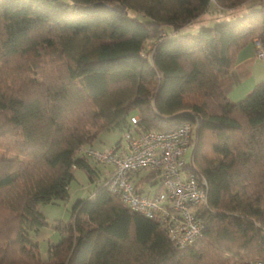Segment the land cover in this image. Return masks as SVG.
I'll return each instance as SVG.
<instances>
[{"label":"trees","instance_id":"obj_1","mask_svg":"<svg viewBox=\"0 0 264 264\" xmlns=\"http://www.w3.org/2000/svg\"><path fill=\"white\" fill-rule=\"evenodd\" d=\"M210 3L0 0L1 78L14 80L13 90L0 89V137L13 153L0 155V211L14 220L12 235H0V264H247L264 258V80L237 102L219 83L254 38L264 51V0L233 21L178 34ZM165 26L173 30L164 32ZM33 54L63 59L64 72L54 79L44 70L25 92L21 67L9 65ZM132 113L139 117L137 131L192 127L185 168L203 175L208 189L196 213L202 234L185 248L127 208L105 178L73 202L66 222L51 224L39 209L67 198L72 168L95 181L94 160L78 149L91 147L104 130L129 129ZM152 179L145 173L135 186L141 190ZM45 227L60 238L41 257L32 234Z\"/></svg>","mask_w":264,"mask_h":264},{"label":"built area","instance_id":"obj_2","mask_svg":"<svg viewBox=\"0 0 264 264\" xmlns=\"http://www.w3.org/2000/svg\"><path fill=\"white\" fill-rule=\"evenodd\" d=\"M256 49L257 56L264 58L258 41ZM138 121V115L130 117L131 127L123 132V142L104 150L81 147L77 153L109 166L108 191L130 210L155 221L174 246L185 248L202 234L203 224L196 213L206 202L208 189L203 175L185 168L192 127L184 123L167 132L137 131ZM142 171L153 174V179L139 190L135 182L144 176ZM247 264H264V258Z\"/></svg>","mask_w":264,"mask_h":264},{"label":"rangeland","instance_id":"obj_3","mask_svg":"<svg viewBox=\"0 0 264 264\" xmlns=\"http://www.w3.org/2000/svg\"><path fill=\"white\" fill-rule=\"evenodd\" d=\"M253 2H255V0H242V2L240 3L239 1L235 0L234 3L230 4L228 1H226V3H218L215 0H211L210 6L205 13H203L193 22L181 27L177 32L178 34L196 33L200 30V28L204 26H213L222 22L233 21L234 19L240 17L246 11V6L250 5ZM172 30V27L165 26L164 32ZM253 40L255 44L256 41H258V39L256 38H254ZM148 45L149 43L146 46ZM252 46L254 50L251 51V59H249L248 62L246 61L245 63L238 64H236L237 61H235V64L230 69V71L220 78L219 83L221 88L224 90V93L226 94L228 99L233 102H237L240 99L244 98L245 95H247L256 84L264 80V58L257 56L258 50L255 47L256 45L254 46L253 43H251L248 48ZM246 49L244 50V53L245 51H247ZM243 56L244 54H240L238 51L236 58L238 57L240 59ZM21 63L22 64H20V61L14 59V62H10L9 68L12 71V69H20L17 65L21 67L22 74L20 75L24 78L25 92L30 89V85H33L29 82V79L36 78L38 75H40L39 73L42 74L44 70H46L47 72L51 71L52 77L54 79L57 76H61V74L64 72L62 70L64 68L63 59L54 60L51 58L33 54L31 56H25L24 59L21 60ZM33 63L39 65L38 68H35L37 72H33L30 68L31 64ZM12 82H14V80H12L11 78H9V80L5 76L1 78L0 72L1 90H13L14 86ZM132 115H137V113H132ZM195 129L196 128H194V132ZM3 139V137H0V155H13L12 152L6 149V143ZM122 139V131L118 129L104 130L98 135L97 139L94 141L91 147L97 150L108 149L115 145L117 141ZM191 153L193 154V145H191L187 149V152L185 154L186 162L190 160ZM91 164L97 170L96 177H94L95 181L91 182L89 180L88 174L83 168H72L71 172L73 174V179L69 184L67 198L64 200H57L54 203L39 205L40 211L46 216L49 223L54 224L57 220H61L64 222L68 221L70 215V207L73 202L77 198H84L88 196L95 189L96 185L103 181V179L107 176V171L110 168L109 166L98 163L95 160H91ZM141 174H144V171H142ZM143 187H145V185ZM13 227V218H11L9 215L8 217H6V215L2 211H0V235H3L2 237H8L12 235L13 232H10V230H12ZM59 238V233L49 227H45L38 233L32 234V239L37 243L38 252L40 253L41 257L46 256L48 243L57 242ZM33 249L34 247L30 245V251H32Z\"/></svg>","mask_w":264,"mask_h":264},{"label":"crops","instance_id":"obj_4","mask_svg":"<svg viewBox=\"0 0 264 264\" xmlns=\"http://www.w3.org/2000/svg\"><path fill=\"white\" fill-rule=\"evenodd\" d=\"M251 43H253V45L255 46L256 44L254 43V42H251ZM251 43H248L246 46H244V48H242L240 51H239V53L240 54H244V56L242 57V58H238L237 57V62H236V64H238V63H245L246 61L248 62V60L249 59H251V51L252 50H254L253 49V46L252 47H250V48H248V46L251 44ZM256 47V46H255ZM246 48H248V49H246ZM247 50V51H245V53H244V50ZM239 56V55H238ZM253 56H254V54H253ZM254 58H255V56H254ZM224 91V90H223Z\"/></svg>","mask_w":264,"mask_h":264}]
</instances>
